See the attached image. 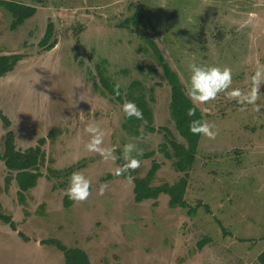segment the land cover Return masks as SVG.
<instances>
[{
	"label": "rangeland",
	"instance_id": "rangeland-1",
	"mask_svg": "<svg viewBox=\"0 0 264 264\" xmlns=\"http://www.w3.org/2000/svg\"><path fill=\"white\" fill-rule=\"evenodd\" d=\"M3 1L36 7L35 20L15 28ZM139 8L147 34L133 31V21L122 27ZM150 41L185 88L189 65L196 64L231 68L232 88L247 91L257 64H264V0H0V55L10 61L0 75V213L17 227L0 221V264H65L64 254L46 243L51 239L85 250L92 264H259L264 84L259 112L223 93L198 106L218 134L201 138L188 208H171L167 194L156 204L137 203L133 178L128 183L114 174L126 163L124 145L133 143L142 150L132 153L141 162L134 177H145L154 161L161 164L154 187L183 176L158 151L165 136L135 129L122 112L130 87L140 82L155 127L183 142ZM89 124L106 132L103 146L114 149V162L86 151ZM10 137L12 160L29 159L30 168L6 165ZM74 172L91 182L84 203L65 194ZM101 185H107L103 195Z\"/></svg>",
	"mask_w": 264,
	"mask_h": 264
},
{
	"label": "trees",
	"instance_id": "trees-1",
	"mask_svg": "<svg viewBox=\"0 0 264 264\" xmlns=\"http://www.w3.org/2000/svg\"><path fill=\"white\" fill-rule=\"evenodd\" d=\"M3 5L6 7L7 11L15 19V27H18L24 23L25 20L32 18L37 13V9L34 7H26L15 2L3 1ZM144 14L143 8H139L137 13H135L132 18H127L125 20L123 28L129 27V22L133 21L132 27L133 31L140 30L144 31L147 34V29L141 20H144L146 17ZM52 27V26H50ZM140 28V29H139ZM51 32L48 33V38L51 40ZM150 40V39H149ZM150 46L155 51L156 59L162 64L165 79L171 89V102H170V112L171 117L174 122L175 129L183 140V142H178L175 140L173 132L167 127H155L153 122V112L148 105V102L145 100V95L140 93L138 89L143 88V85L140 82H133L130 87V92L127 95L126 101L135 103L139 109L143 112V120H138L135 117L130 118L132 125L135 126V129H139L140 126H144L145 133L156 134L160 133L165 136L164 142H162L158 148L159 152L164 155L167 160L172 161V165L176 171L183 174L179 180L173 184H163L160 186H153L152 181L155 179L156 174L161 169V164L154 161L151 169L148 174L143 177H134L135 171H129L123 174L126 178L130 175L135 184V202L141 203L144 201H154L157 203L159 197L163 194L170 196L169 205L171 208H188V202L186 200V195L188 192L190 184V171L193 169L196 157L198 154L199 145L201 142L202 136L193 135L189 131V124L192 120H201L205 121V116L210 114H205L198 106H195V116H188L187 111L189 108L194 107L192 102L187 96V91L185 84L181 79L180 75L174 71L167 63L163 55L161 54L157 45L150 41ZM42 46L52 49L54 45H48L47 42L42 43ZM47 48V49H48ZM10 61L6 56L0 55V75H4L9 69ZM135 90V91H134ZM134 91V92H133ZM137 91V93H136ZM136 135H142L140 132L135 131ZM170 149L172 152H170ZM12 137L6 141V152L8 159L6 165L9 168H15L16 166L20 169L30 168L32 161L27 159L24 162H15L12 160ZM154 154H151L147 157L146 160L152 159ZM10 157V158H9ZM156 160V158H154ZM34 180V179H32ZM33 184V182H31ZM0 221L10 225V228L13 231L17 230L16 224L13 221L12 217L0 213ZM48 245H53L57 250L64 254L65 264H92L87 252L81 248H68L59 240H47ZM206 245V241L201 244L200 248H203ZM259 264H264V250L260 253L257 258Z\"/></svg>",
	"mask_w": 264,
	"mask_h": 264
},
{
	"label": "clouds",
	"instance_id": "clouds-1",
	"mask_svg": "<svg viewBox=\"0 0 264 264\" xmlns=\"http://www.w3.org/2000/svg\"><path fill=\"white\" fill-rule=\"evenodd\" d=\"M190 76L187 81V96L194 105L187 111L188 116H195V106L206 105L215 101L220 94H224L229 101H235L237 104L246 106L251 105L252 110L259 112L260 105L257 104L261 94L260 87L264 84V64H257L254 74L249 78L250 88L245 91L240 88H232L233 75L231 68L218 66H198L189 65ZM117 89L119 85L116 86ZM117 94H119L117 92ZM209 109H205L208 111ZM243 110V108L241 109ZM122 112L127 118L135 117L143 120V112L139 107L130 101H125L122 105ZM215 125L206 121L192 120L189 124V131L193 135H199L208 140H215L217 132L214 131ZM85 132L90 135V140L85 144L86 151L99 154L104 161L114 162L117 157L114 155V149L104 147L106 132L100 127L89 124ZM123 159L126 163L115 169V175L120 176L126 172L135 171L140 167V160L134 158L132 153L135 151L137 156L142 155V150L138 149L133 143L125 144L123 147ZM128 183H132V177H126ZM91 182L81 172H74L70 177L69 187L65 190L67 197L75 203H84L89 196ZM107 185H101L99 195H103Z\"/></svg>",
	"mask_w": 264,
	"mask_h": 264
},
{
	"label": "crops",
	"instance_id": "crops-1",
	"mask_svg": "<svg viewBox=\"0 0 264 264\" xmlns=\"http://www.w3.org/2000/svg\"><path fill=\"white\" fill-rule=\"evenodd\" d=\"M23 6L30 7V6H27V5H23ZM32 7H33V6H32ZM34 8H36V7H34ZM36 15H37V13H36L35 16H33L32 18H29V19L25 20L24 23H23L22 25H20V27H21V26H25L27 23H30L32 19L35 20ZM18 27H19V26H18ZM15 28H16V27H15ZM5 74H6V73H5Z\"/></svg>",
	"mask_w": 264,
	"mask_h": 264
}]
</instances>
